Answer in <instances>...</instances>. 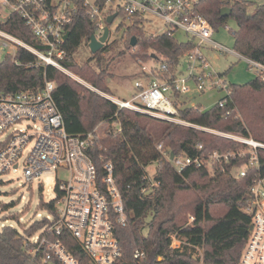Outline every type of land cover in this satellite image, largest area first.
Returning a JSON list of instances; mask_svg holds the SVG:
<instances>
[{"label":"trees","instance_id":"1","mask_svg":"<svg viewBox=\"0 0 264 264\" xmlns=\"http://www.w3.org/2000/svg\"><path fill=\"white\" fill-rule=\"evenodd\" d=\"M75 3L76 12L63 30L65 55L60 63L67 71L112 96L106 84L107 77L112 76L108 68L113 59L124 57L125 51L112 40L83 64H78L74 54L80 44L89 42L96 20L90 17L83 1L75 0ZM248 6L245 0H198L194 9L207 19L214 32L228 20H235L234 50L264 63V3L257 4L253 11H249ZM225 7L230 9L228 15H222ZM118 16L128 21L127 26L121 22L116 27V31L124 27V48H134L135 59L156 62L155 75L171 80L180 57L193 48V41L186 36L185 40H178L175 34L167 32L147 36L143 18L127 17L121 11H117ZM0 30L44 50V45L15 12L0 19ZM132 37L136 39L134 46L130 45ZM162 65L164 68L158 69ZM46 80L54 83L52 96L65 130L70 134L93 133V145L88 154L95 165L99 187L105 175V162L113 164V178L127 216V224L115 228L122 256L113 264L128 261L134 264L238 263L250 228V215L244 207L252 176L235 178L230 171L242 160L235 158L213 164L215 169L211 176L205 164L189 165L177 172L162 150L169 155L172 152L175 156L205 158L213 151L234 152L244 147L195 126L246 137L250 133L255 140L264 143V82L257 75L243 84L225 82L227 94L221 99L223 104L216 103L208 109L187 105L174 92L173 103L179 118L191 124L184 125L120 107L62 70L40 64L37 57L23 47H17L14 55L6 54L0 61L1 92L37 91ZM102 123L107 127L105 134L99 135L96 128ZM154 123L161 127L158 133L153 129ZM114 124H119V131ZM159 144L162 150L157 148ZM258 153L264 169V149H259ZM150 165L155 166L151 178L147 174ZM13 205V202L0 205V210L6 213L0 218V264H59L57 261L44 263L41 253L32 256L28 252L30 245L24 247V241L41 230L46 218L22 226L17 213L9 211ZM37 205L54 213L55 200L39 201ZM189 216L193 217L191 222ZM8 220L17 222L18 227L4 224ZM173 235L181 243L172 250ZM64 243L79 258L80 264H85V255L77 243L69 237H65ZM136 249L144 253L140 260L132 256Z\"/></svg>","mask_w":264,"mask_h":264},{"label":"built area","instance_id":"2","mask_svg":"<svg viewBox=\"0 0 264 264\" xmlns=\"http://www.w3.org/2000/svg\"><path fill=\"white\" fill-rule=\"evenodd\" d=\"M88 8V14L96 20L94 35H102L106 17L121 11L127 17L138 16L147 21L157 17L167 24L165 32L172 35L181 31L193 41L194 46L180 57L178 65L184 61L189 75L175 76L171 80L155 75L156 70L142 66L148 74L145 80L137 79V92L130 100L111 98L120 107L149 114L177 124L191 125L179 118L177 107L171 95L174 92L186 95L204 90V79H212L202 53L204 46L219 51H227L243 59L249 69L264 82V63L243 56L233 49L213 39L214 30L194 7L198 0H81ZM10 12L17 13L31 30L36 40L44 45V50L29 45L16 36L0 30V49L9 50L14 55L17 47L33 53L42 65H52L69 73L60 63L65 51L62 48L63 30L76 12L75 0H0V19L4 20ZM116 18V17H115ZM114 18V19H115ZM134 50V48H132ZM164 66L158 69L162 70ZM189 77L195 79L192 89L187 85ZM221 77V76H220ZM81 82V80L76 79ZM220 80L212 81L217 86ZM54 83L45 81L37 91H0V174L17 170L22 165L21 177L31 183L43 172L62 170L66 176L57 182V197L54 213H48L46 224L37 233L24 241L30 245L29 254H42V261H57L59 264H80L79 258L64 243L65 237L73 239L85 255V264H113L122 256L120 242L115 235L118 225L127 224V216L120 192L113 178V164L105 162V175L97 184L95 165L88 154L93 145V133L70 134L63 125L53 100ZM220 100L219 105L223 104ZM115 129L120 130L119 124ZM193 126V125H192ZM199 127L209 132L232 139L240 144L234 152H211L207 157L175 156L170 159L168 152L162 150L177 172L189 165L213 166L215 163L241 159L240 164L231 168V175L244 178L251 174L249 198L244 211L250 215V228L237 264H264V169L259 160V149L264 143L251 137L219 132ZM151 178L154 172L147 170ZM59 204V206H57ZM40 218V219H41ZM190 222L193 217H189ZM180 240L172 236L170 249L178 248ZM135 260L144 257L138 249L132 254Z\"/></svg>","mask_w":264,"mask_h":264},{"label":"rangeland","instance_id":"3","mask_svg":"<svg viewBox=\"0 0 264 264\" xmlns=\"http://www.w3.org/2000/svg\"><path fill=\"white\" fill-rule=\"evenodd\" d=\"M245 1L249 3V11H253L257 4L264 3V0ZM121 22L124 24V27L128 25V21L123 19L121 16L116 17L113 22L108 25L109 36L106 43L112 40H116L120 48L125 51V55L124 57L115 58L110 62L108 69L112 76L107 77L106 84H108L110 94L114 98L120 100H130L137 92L135 81L137 79L145 80L144 74H146V72H142V66L150 69H155V67H157V63L153 60L142 61L140 59H135L133 57L135 49L128 50L124 48V39H122L124 27L116 31V27ZM143 27L144 33L147 36L159 35L166 31L167 24L162 19L151 16L147 19V21L144 22ZM236 30L237 24L235 20L230 19L224 26L219 27L218 31L214 32L213 39L223 44L227 48L234 50L233 32H235ZM175 36L178 40H185L186 38L181 31H176ZM8 51L9 50L7 49H0V61L5 57ZM202 53L206 60L208 70L213 74V76L212 79H204L205 87L203 91L192 92L186 95H179V100H185L187 105H200L202 109H208L214 104L218 103L227 94L225 82H230L233 84H243L254 79L255 77V71L249 69L246 61L235 56L232 53H229L227 51L215 50L208 46H204L202 48ZM91 55L92 53L90 51L88 43L83 42L82 44H80L77 52L74 54V59L78 64H83ZM189 73L190 72L185 62L181 61L177 68L178 76L186 77L189 75ZM66 74L74 80H81L82 84H84L86 87L110 99V95H108L106 92H102L94 88L91 83L81 78L74 72L70 71ZM219 74H222V77H220ZM214 80H220V83H218L217 86H213L212 81ZM196 83L197 82L193 77H189L187 80V85L192 89L196 86ZM169 95H171L172 99L174 100L173 94ZM237 116H239L238 118L242 120L243 124H245L242 115L238 113ZM113 126L116 125L114 124ZM153 126L154 131L158 133L161 128L160 125L158 123H154ZM106 127V124H100L96 128L97 133L99 135H104ZM248 136L254 139L250 133ZM214 169L215 168L212 165L209 166L208 172L210 176L214 174ZM21 170L22 165H20L17 170L11 169L7 173L0 174V205L10 204L13 202L14 205L10 207L9 211L17 213V215L21 218V225L27 226L32 221L40 219L41 217H46L48 215V212L43 209H39L37 204L39 201H56V197L58 194L57 182L58 180H63L66 174L60 169H51L43 172L40 176L33 180V182L25 183L21 177ZM147 170L149 172H154L155 166L150 165L147 167ZM57 206H59V204H57ZM4 214L6 213L0 210V218ZM1 224L2 222L0 221V225ZM4 224H11L15 227H18V223L11 220L6 221Z\"/></svg>","mask_w":264,"mask_h":264},{"label":"water","instance_id":"4","mask_svg":"<svg viewBox=\"0 0 264 264\" xmlns=\"http://www.w3.org/2000/svg\"><path fill=\"white\" fill-rule=\"evenodd\" d=\"M222 15H228L230 12L229 8H222ZM116 17V13L110 14L106 17V26L103 29V33L100 37H96L94 35V33L91 34L90 36V40L88 42V46L90 48L91 53H96L97 51H99L105 44L107 41V38L109 36V26L114 18ZM136 44V39L134 37L131 38L130 40V45L134 46ZM173 157V153H170V159H172ZM123 264H134L132 261H128V262H124Z\"/></svg>","mask_w":264,"mask_h":264},{"label":"crops","instance_id":"5","mask_svg":"<svg viewBox=\"0 0 264 264\" xmlns=\"http://www.w3.org/2000/svg\"><path fill=\"white\" fill-rule=\"evenodd\" d=\"M109 97L114 98L113 96H109ZM114 99H117V98H114ZM118 100H120V99H118Z\"/></svg>","mask_w":264,"mask_h":264}]
</instances>
